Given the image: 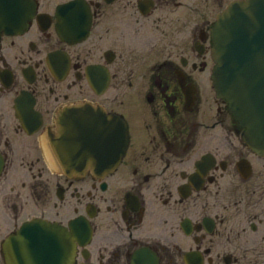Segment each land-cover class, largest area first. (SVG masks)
Returning a JSON list of instances; mask_svg holds the SVG:
<instances>
[{
    "label": "flooded vegetation",
    "instance_id": "1",
    "mask_svg": "<svg viewBox=\"0 0 264 264\" xmlns=\"http://www.w3.org/2000/svg\"><path fill=\"white\" fill-rule=\"evenodd\" d=\"M236 0H0V264L34 219L73 264H264V155L212 80ZM122 122V160L58 158L62 112Z\"/></svg>",
    "mask_w": 264,
    "mask_h": 264
},
{
    "label": "water",
    "instance_id": "2",
    "mask_svg": "<svg viewBox=\"0 0 264 264\" xmlns=\"http://www.w3.org/2000/svg\"><path fill=\"white\" fill-rule=\"evenodd\" d=\"M215 89L243 127L249 145L264 155V0H238L213 29ZM59 160L71 169L96 173L118 165L128 146L122 122L76 107L59 118ZM74 239L40 219L26 223L6 243L8 264H73Z\"/></svg>",
    "mask_w": 264,
    "mask_h": 264
}]
</instances>
